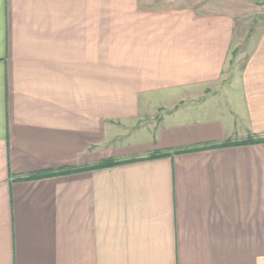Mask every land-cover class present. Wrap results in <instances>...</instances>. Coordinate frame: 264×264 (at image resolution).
<instances>
[{"label": "crops", "instance_id": "crops-1", "mask_svg": "<svg viewBox=\"0 0 264 264\" xmlns=\"http://www.w3.org/2000/svg\"><path fill=\"white\" fill-rule=\"evenodd\" d=\"M247 5L0 0V264H264Z\"/></svg>", "mask_w": 264, "mask_h": 264}, {"label": "rangeland", "instance_id": "rangeland-1", "mask_svg": "<svg viewBox=\"0 0 264 264\" xmlns=\"http://www.w3.org/2000/svg\"><path fill=\"white\" fill-rule=\"evenodd\" d=\"M208 0H157V3H162L165 6L172 7H190L203 10V5ZM243 3L247 2V6L253 11L241 15L237 19L236 42L231 55V64H244L249 53L250 46L252 45L253 38L257 33L264 29V0H241Z\"/></svg>", "mask_w": 264, "mask_h": 264}, {"label": "trees", "instance_id": "trees-1", "mask_svg": "<svg viewBox=\"0 0 264 264\" xmlns=\"http://www.w3.org/2000/svg\"><path fill=\"white\" fill-rule=\"evenodd\" d=\"M264 142V138H257L256 140L252 141L251 143H262ZM158 157L157 156H151V158H156ZM125 161H117V160H107V161H104V162H100L94 166H91V167H86V168H75V173H78V172H82V171H86V170H92V169H102V168H107V167H113V166H116L118 164H121V163H124ZM70 172H73L71 171L70 169L69 170H66V171H61L59 172V174H65V173H70ZM53 174H49V176H52ZM42 177H47L46 174H38V175H35L31 178H42Z\"/></svg>", "mask_w": 264, "mask_h": 264}]
</instances>
